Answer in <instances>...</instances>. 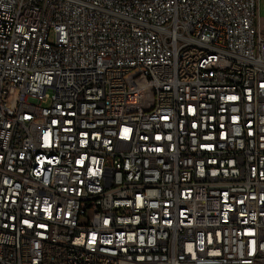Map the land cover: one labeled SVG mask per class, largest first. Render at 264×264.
I'll use <instances>...</instances> for the list:
<instances>
[{"label":"built area","instance_id":"obj_1","mask_svg":"<svg viewBox=\"0 0 264 264\" xmlns=\"http://www.w3.org/2000/svg\"><path fill=\"white\" fill-rule=\"evenodd\" d=\"M262 1L0 0V264H264Z\"/></svg>","mask_w":264,"mask_h":264},{"label":"rangeland","instance_id":"obj_2","mask_svg":"<svg viewBox=\"0 0 264 264\" xmlns=\"http://www.w3.org/2000/svg\"><path fill=\"white\" fill-rule=\"evenodd\" d=\"M260 17L262 20H264V0L262 1V4H261ZM17 99H18V96L15 90H12L7 98V101L12 105L13 108H16L17 106Z\"/></svg>","mask_w":264,"mask_h":264}]
</instances>
